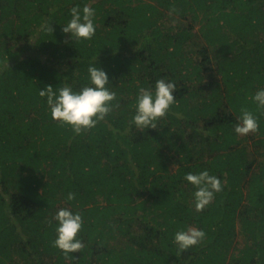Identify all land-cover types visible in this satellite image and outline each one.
<instances>
[{
	"label": "trees",
	"instance_id": "obj_1",
	"mask_svg": "<svg viewBox=\"0 0 264 264\" xmlns=\"http://www.w3.org/2000/svg\"><path fill=\"white\" fill-rule=\"evenodd\" d=\"M75 3L97 10L92 41L62 31ZM88 63L119 104L77 134L38 93L81 87ZM160 77L177 104L156 128L130 126L138 87ZM259 87L264 0H0V264H264V112L257 132L233 131ZM203 169L223 190L196 212L183 177ZM59 207L85 218L69 256L52 244ZM188 226L206 236L178 252Z\"/></svg>",
	"mask_w": 264,
	"mask_h": 264
},
{
	"label": "clouds",
	"instance_id": "obj_2",
	"mask_svg": "<svg viewBox=\"0 0 264 264\" xmlns=\"http://www.w3.org/2000/svg\"><path fill=\"white\" fill-rule=\"evenodd\" d=\"M172 11H175L173 9ZM97 10L88 3H75L68 10V18L62 23V31L69 33L71 41L78 43L92 41L96 36ZM45 31L49 30L47 24ZM51 30H53L51 26ZM108 72L97 66V63L87 64L86 83L79 88L65 83L61 87L47 84L39 87V96L45 98L47 110L52 120L61 126H70L74 133H81L95 128L102 120L108 117L118 106L117 92L110 86ZM177 83L173 79L160 77L148 87L140 86L137 89L134 101V112L131 115L130 126L146 130L156 128L160 118L167 116L171 108L177 104ZM251 101L256 111L242 106L237 116V123L233 131L237 135L255 133L260 128L257 111L264 112V87H259L251 95ZM113 102H116L115 104ZM184 180L193 186V207L196 212L203 211L211 204L216 193L223 190L219 176L211 174L208 169L188 171ZM76 193L68 191L65 199L69 202L76 199ZM55 222L54 247L65 256L82 250L85 247L80 233L84 227L85 218L81 210L75 207H59L52 214ZM206 232L202 227L188 226L179 228L173 235L177 251L183 252L204 240Z\"/></svg>",
	"mask_w": 264,
	"mask_h": 264
},
{
	"label": "rangeland",
	"instance_id": "obj_3",
	"mask_svg": "<svg viewBox=\"0 0 264 264\" xmlns=\"http://www.w3.org/2000/svg\"><path fill=\"white\" fill-rule=\"evenodd\" d=\"M243 243H241V245H242Z\"/></svg>",
	"mask_w": 264,
	"mask_h": 264
}]
</instances>
